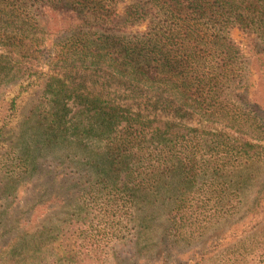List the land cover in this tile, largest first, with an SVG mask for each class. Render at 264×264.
Masks as SVG:
<instances>
[{
  "label": "trees",
  "instance_id": "trees-1",
  "mask_svg": "<svg viewBox=\"0 0 264 264\" xmlns=\"http://www.w3.org/2000/svg\"><path fill=\"white\" fill-rule=\"evenodd\" d=\"M234 28L250 36L245 51ZM0 48L25 62L0 53V89L46 67L49 127L100 144L96 160L72 154L55 164L76 176L57 197L67 206L60 226L0 209V264H105L140 204L166 205L160 236H195L233 218L234 192L262 172L264 0H0ZM70 71L104 77L151 111L69 83ZM168 104L207 130L162 119ZM247 212L241 238L216 250L215 262L191 264H264V175Z\"/></svg>",
  "mask_w": 264,
  "mask_h": 264
},
{
  "label": "rangeland",
  "instance_id": "rangeland-1",
  "mask_svg": "<svg viewBox=\"0 0 264 264\" xmlns=\"http://www.w3.org/2000/svg\"><path fill=\"white\" fill-rule=\"evenodd\" d=\"M120 9L119 5L118 11ZM142 28L143 24L137 29ZM229 36L241 51H245L249 35L234 28ZM0 53L10 56L11 59L20 60L9 55L5 49L0 48ZM24 63L20 60L21 66ZM29 73V77L19 73L21 76L13 82L1 85L0 89V125L3 117L8 118L0 141V209L8 203L12 211L11 218L19 217L21 212L25 214L31 212L36 218L55 228L61 225L60 220L64 219L63 212L67 208L57 197L64 194V187L76 179V176L69 173L66 168L64 170L56 168L55 164L59 163L65 167L72 154L76 156L73 160L77 163H84L88 159L96 160L99 158L100 144L86 139L76 141L71 135L54 132L45 116V98L42 94V84L51 71L41 67L36 73L30 68ZM64 78L69 83L79 84L90 93L100 94L122 106L143 112L151 111L147 100H139L127 89L95 73L70 71L66 72ZM252 78L250 75L249 82ZM161 117L175 121L183 127L207 130L183 107L174 104L162 108ZM190 134L195 132L192 131ZM35 164L37 169L29 177L28 173H25V168L32 170V165ZM257 166L262 171L259 177L253 178L234 192L238 203L233 218L212 223L195 236L185 237V234H181V237L177 238L167 234L168 231L160 236L162 232L160 225L167 213L166 205L157 202L137 205L136 209L131 210V219L126 224V240L122 244L110 245L105 264L215 262L220 256L215 251L241 238L240 231L245 229L243 224L248 219L247 209L264 175V165ZM54 173L57 174L56 177ZM196 186L197 184L194 188ZM194 188L191 194L196 196ZM141 218L145 219L141 222L144 226L143 232L137 233L141 229L138 226V219ZM235 218L236 224L231 225ZM137 236L140 240L139 245L133 247L132 241Z\"/></svg>",
  "mask_w": 264,
  "mask_h": 264
}]
</instances>
